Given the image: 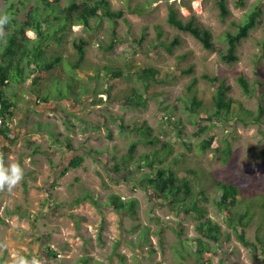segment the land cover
Returning <instances> with one entry per match:
<instances>
[{
  "label": "rangeland",
  "instance_id": "obj_1",
  "mask_svg": "<svg viewBox=\"0 0 264 264\" xmlns=\"http://www.w3.org/2000/svg\"><path fill=\"white\" fill-rule=\"evenodd\" d=\"M1 2L5 4V0ZM111 2L114 9L125 12V19H120L117 26L120 41L113 51L106 52L101 47L111 39L112 25L107 19L94 22L91 31L73 26L61 49L65 55L76 56L74 42L81 37L89 40L83 73L93 78L100 72L97 80L100 89H109L111 97L102 94L86 96L82 103L72 100L42 103L33 93L32 79L14 88L18 109L13 127L19 138L7 141L0 136V156L5 163L20 162L25 177L11 193L0 192V242L7 245L0 249V261L19 253L28 257L42 256L48 264H81L85 256L93 258L91 264H204L194 257L182 262L175 249L180 240L178 229L183 230V239L198 237L197 220L190 215L181 216L158 201L145 184L150 169L140 168L135 161L130 162L132 167L126 170L115 168L127 154L130 143L140 138L135 128L144 122L154 129L160 145L165 142L173 145L163 166L177 172L195 169L203 178L202 186L213 196L217 195L214 177L241 188L264 190V124L244 125L233 116L214 121L213 132L220 140L232 143V158L224 163L220 154L199 150V142L206 134L198 137L196 132L210 123H201L198 117L185 111L184 103L179 101L187 94V87L194 78H198L199 97L212 110L217 88L203 76L219 72V77L232 86L230 96L257 112L260 94H244L238 77L245 75L251 82L257 79L264 82V15L262 23L241 43L240 60L234 64L224 63L219 52L206 50L191 34L179 31L167 21L170 6L175 5L185 18L195 16L204 27L211 29L216 46L225 49L223 36L231 29V22H241L257 4L264 9V0H247L243 8H238L235 0H228L231 17L226 21L221 20L215 0ZM35 3L32 0L29 7ZM158 26L164 32L161 38ZM28 35L35 37L32 31ZM143 36H146L144 40ZM176 36L182 44L171 53L161 43H170ZM107 66L122 70L124 75L112 77L101 70ZM150 66L178 76L168 82L154 83L144 106L125 108L117 104L129 97L133 88L144 90L138 72ZM191 67H194L193 74L180 75L179 71ZM64 86L57 83L54 93L66 89ZM122 122L129 128L121 129ZM179 130L185 133L188 148L178 137ZM57 139L61 142H56ZM67 142L78 153L70 151ZM138 150V154L149 152L152 146L141 143ZM79 154L85 156L84 165L62 175L71 158ZM87 192L99 201V206L89 200L76 204ZM113 193L125 201L136 198L137 214L118 212L110 207L109 196ZM262 199H258L261 208L258 207L255 221L248 229L252 241H257L259 232L264 234ZM208 216L219 222L225 233L231 232L213 202L209 203ZM147 227L149 239L145 243L141 231ZM49 248L56 250L57 258L49 255ZM213 250L212 264H264V249L244 246L232 232L227 243L214 244Z\"/></svg>",
  "mask_w": 264,
  "mask_h": 264
},
{
  "label": "trees",
  "instance_id": "obj_2",
  "mask_svg": "<svg viewBox=\"0 0 264 264\" xmlns=\"http://www.w3.org/2000/svg\"><path fill=\"white\" fill-rule=\"evenodd\" d=\"M35 1L36 3L29 7L32 0H18V2L5 0V4L0 0V14L7 13L11 16L10 23L5 26L4 36L0 37V136L7 141H16L19 138L13 127L18 109L14 88L25 84L30 79H32L33 93L42 103L64 100L82 103L86 96L100 97L102 94L111 97L109 89H100V84L97 81L100 72H97L93 78L83 73L88 57L89 40L81 37L74 42L76 56L65 55L61 49L73 26H82L85 30L91 31L94 28V22L107 19L112 25L111 39L101 47L106 52L113 51L120 41L117 26L120 19H125L124 10L114 9L111 0ZM215 1L220 10L221 20L226 21L231 17L228 0ZM246 4L247 0H235V5L238 8H243ZM263 15V7L257 4L244 15L241 22L232 21L231 29H228L223 36V41L226 44L225 49L216 46L211 29L204 27L195 16L190 18L182 16L175 5L170 6L167 21L169 25L179 31L191 34L202 43L206 50L219 52L224 63L234 64L240 60L238 49L241 43L249 38L251 32L262 23ZM157 29L158 36L161 38L164 32L160 26ZM30 31L34 32L35 37L28 35ZM145 37L143 36L142 39L144 40ZM161 44L167 51L173 53L174 49L182 44V41L179 36H176L170 43L163 42ZM101 70L110 73L114 78L124 75L122 70H115L108 66ZM179 72L180 75L193 74L194 67ZM138 76L144 85V90H140L138 87L133 88L131 95L118 101L117 104L125 108L144 106L151 95L154 83L168 82L170 79L176 78L178 74L171 75L169 72H163L159 68L150 66L142 68L138 72ZM86 77L87 79H85ZM203 78L212 82L217 88L212 110L206 107L204 100L199 97L198 78H194L187 87V94L181 96L179 101L184 103V110L190 115L198 117L201 123H210L202 125L196 132L198 137L206 134V137L199 142V150L220 154L221 160L224 163H229L233 155L232 143L227 139L220 140L219 135L213 132L212 125L214 121H222L231 116L238 117L244 125L264 124V82L261 79L251 82L245 75L238 77L244 94L247 96L260 94L261 96L257 112H254L246 108L242 101L230 96L232 86L219 77V72L214 76L206 74ZM93 81L97 82L94 84ZM57 83H63L66 89L56 94L54 87ZM102 101L100 98L99 102ZM177 124L181 125V122L178 121ZM39 126H41L40 123ZM120 128L129 127L122 122ZM135 130L139 132L140 138L130 143L127 154L122 157L115 168L117 171L126 170L132 167L130 164L132 161H135L140 168L148 167L150 172L145 178V184L156 194L158 201L168 205L173 211L179 212L181 216L190 215L197 220L198 237L191 240L183 239V230L178 229L180 240L175 249L183 259V263L188 257H194L204 264H212L214 244L227 243L230 240L231 232L244 246L264 249V234L259 232L257 241H252L248 236V229L255 221L258 207L261 208L258 199L263 198L261 202L264 201L263 189L241 188L232 182L214 177L212 179L217 195L213 196L202 186L203 178L195 169L177 172L171 167L163 166L168 155L173 151L172 143L165 142L160 145V138L154 134V129L147 122L136 126ZM53 134L56 135L55 132ZM177 134L188 148V141L183 130H179ZM108 137L112 139V133H109ZM56 142H61V140L57 139ZM141 143L152 146V150L138 154ZM66 146L70 151L78 153V150L70 142H67ZM84 162L83 154L73 156L63 169L62 175H66L71 169L82 167ZM87 200L95 206H99V201L90 192L77 199L76 204ZM211 202L223 215L231 232L225 233L223 226L208 216L209 203ZM109 206L118 212H130L133 215L138 212L136 198L125 201L114 193L109 196ZM104 225L105 221L101 227L100 239ZM141 238L145 243L148 242V227L141 231ZM48 250L51 257H58L56 250L52 248ZM92 262L91 256H85L81 260V264H91ZM156 264H163V262Z\"/></svg>",
  "mask_w": 264,
  "mask_h": 264
},
{
  "label": "clouds",
  "instance_id": "obj_3",
  "mask_svg": "<svg viewBox=\"0 0 264 264\" xmlns=\"http://www.w3.org/2000/svg\"><path fill=\"white\" fill-rule=\"evenodd\" d=\"M11 16L7 13L0 14V37L4 36L5 26L10 23ZM25 177L24 167L18 161L5 163L0 156V192L7 191L11 193ZM7 245L0 242V249L6 248ZM0 264H48V261L38 255L28 257L23 254H14L10 259H2Z\"/></svg>",
  "mask_w": 264,
  "mask_h": 264
}]
</instances>
